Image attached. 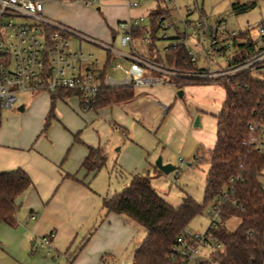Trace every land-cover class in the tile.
Returning <instances> with one entry per match:
<instances>
[{"label": "crops", "instance_id": "obj_1", "mask_svg": "<svg viewBox=\"0 0 264 264\" xmlns=\"http://www.w3.org/2000/svg\"><path fill=\"white\" fill-rule=\"evenodd\" d=\"M114 2L103 0L102 7L98 6L94 11L78 2L45 0L43 14L82 36L88 35L114 47L113 43L120 34L117 23L132 18V7H128L124 0ZM147 50L148 48L145 54L149 53ZM103 51L107 55L104 49ZM102 63L105 64L106 60ZM182 87L192 91L196 85ZM135 92L133 100L120 103L134 117L139 115L147 123H152L157 116L167 112L166 103L170 97L168 86L136 88ZM30 94L28 100L18 106L22 105L25 110L26 104L27 107H32L41 103L42 110L32 130H19L15 133L16 136L10 133L5 138L8 121L0 119V147H3L0 148V171L21 168L33 182L17 198V225L11 227L5 223L0 224V264H130L138 246L134 244L138 231L134 226L135 222L115 213L106 214L101 208V198L108 195V191L96 187L95 180L105 165L96 172L88 173L81 167V163L88 153L86 145L101 147L106 160L109 150H113L115 158L111 169L120 173L122 168L129 169L130 180L134 173L150 164L148 151L133 143L126 133L127 143H121L116 149L108 148L107 144L101 145L99 141L83 142L84 145L72 144L71 133L78 132L80 125L70 126L64 118L56 115L55 110L52 128L42 135L39 132L43 116L50 107V95L43 97L42 92ZM156 95L159 98H155ZM70 96L71 100L75 99L72 96L77 98L79 110H82L85 118H92L102 108L84 111L78 96ZM11 117L14 118L15 115L12 114ZM59 121L64 130L57 127ZM20 207L28 209L27 219L18 215ZM50 232L54 233L53 238L47 246L41 247L47 257L34 253V248L40 247L37 237ZM87 236L89 237L83 244Z\"/></svg>", "mask_w": 264, "mask_h": 264}, {"label": "built area", "instance_id": "obj_2", "mask_svg": "<svg viewBox=\"0 0 264 264\" xmlns=\"http://www.w3.org/2000/svg\"><path fill=\"white\" fill-rule=\"evenodd\" d=\"M44 1L0 0V112L2 109H14L19 101L18 93L24 91L55 93L61 89L70 90L78 96L85 111L93 109L102 88L176 87L175 79L179 77L217 80L240 73L262 72L264 68L263 22L258 26L259 39L240 40L238 37L244 35L247 28L237 30L220 17L212 21L196 5L183 7L185 12L181 13L177 0H162L157 5L162 9L169 8V13L159 14L155 20L162 29V38L171 39L163 60L157 50H153L150 56V52L142 53L133 44L134 39H139L143 46L154 48V44H150L151 37H155L152 28L141 25L142 17L117 23L119 42L127 47V51H123L82 36L45 17ZM124 1L128 7L140 5V0ZM176 10L178 15L172 17ZM170 27L174 30L173 36H167L166 29ZM72 35L101 46L107 53L106 63H101L92 53L72 50L69 46ZM188 41L193 46L188 45ZM179 48H183L187 57L184 66H179L176 59L168 61L170 50ZM215 56L220 57L221 62L214 60ZM121 59L141 65L147 75L130 73ZM199 59L205 63L200 65ZM249 130L244 143L264 154V126L249 125ZM219 203L212 206V219L204 233L191 234L184 230V237L174 248L178 264H217L212 253L220 245L214 240L212 231L222 223V220L218 221L221 218ZM53 236V232L41 236L38 246H47ZM201 249L205 250L204 253Z\"/></svg>", "mask_w": 264, "mask_h": 264}, {"label": "trees", "instance_id": "obj_3", "mask_svg": "<svg viewBox=\"0 0 264 264\" xmlns=\"http://www.w3.org/2000/svg\"><path fill=\"white\" fill-rule=\"evenodd\" d=\"M254 4L234 2L231 9L241 13ZM169 10L160 9L157 5L150 11L153 33L159 29L156 16L168 14ZM170 52L169 62L176 59L179 66L185 65L187 57L183 48L171 49ZM175 81L178 88L192 84H217L224 89V100L215 115L216 140L207 158L209 168L204 203L199 204L185 196L179 206L173 207L152 187L148 174L136 172L121 191L102 196L101 208L106 214L125 216L146 230L130 264H178L174 248L184 237L187 224L202 213L205 204L213 202V206L220 201L222 223L212 231L220 247L212 257L217 264H264V183L260 180L264 154L244 143L250 133L249 125L264 126V79L254 78L246 72L217 80L179 77ZM135 91L133 87L102 88L93 109L131 101L136 96ZM72 94V91L64 89L50 94L44 130L54 117L56 99ZM74 141L81 142L77 136ZM86 147L88 153L81 167L88 173L96 172L105 165L106 155L101 147ZM201 158L197 157V160ZM32 185L31 178L21 168L0 171V223L11 227L17 225V198ZM232 216L237 217L239 223L230 231L223 225V220Z\"/></svg>", "mask_w": 264, "mask_h": 264}, {"label": "rangeland", "instance_id": "obj_4", "mask_svg": "<svg viewBox=\"0 0 264 264\" xmlns=\"http://www.w3.org/2000/svg\"><path fill=\"white\" fill-rule=\"evenodd\" d=\"M63 1L78 2L82 5L91 7L94 11H96V7H102L103 5V0ZM114 1L116 0H109L111 3H115ZM234 2H254L255 4L254 7L244 12L236 13L231 9V4ZM158 3L161 4L162 0H140V5L138 7L131 8V16L138 18L142 17L143 20L141 21V25L151 26L150 11L155 9ZM177 5L181 7L179 9L181 13L185 12L183 7L196 5V8L204 12L212 21L220 17L226 19L227 23L237 30H245L247 28L245 34L238 37L240 40H246L248 38L252 40L259 39L258 26L262 22L264 23V0H177ZM179 11H174L172 17H176ZM197 15L198 11H196V17ZM193 16H195V14ZM164 21H167V19H164ZM166 31L167 36H173L174 30L172 27L167 28ZM146 35L150 38L148 33ZM153 35L155 37L151 38L150 44H154L152 45L154 48H148L147 51L151 52L150 56H152V51L157 50L156 52L165 60V48L171 44V39L162 38L161 28L156 30ZM86 36L88 37V35ZM119 39L120 34L113 43L114 47L127 51V47H123ZM205 43H207L206 38ZM133 44L140 52L145 53L147 47L143 46V43L139 39H134ZM187 44L193 46V43L190 41H188ZM69 46L72 50L80 49L86 54L92 53L93 57L98 58L101 63L105 61L106 54L103 49L97 47L88 40L73 35L69 39ZM214 60L221 62L222 59L215 56ZM121 61L130 73L134 75H147V73H145V68L141 65L126 59H121ZM198 63L202 65L205 62L199 59ZM251 74L254 78L264 79V68L262 72L253 71ZM121 76L122 75H116V77ZM193 85H196V87H194L192 91L184 87L178 88L177 86L165 85L169 87L170 91V97L166 103L168 110L166 113L157 116L152 123H147L139 115L134 117L133 113L126 110L121 104L102 107L97 115L94 114L90 119L89 117L85 118L83 113H81L82 110H79V105L76 102L77 98L75 96H72V98H75L73 99L75 101L69 99L71 96L56 99L54 110L56 115L64 118L70 126H74L75 124L80 125L78 132L71 133L72 144L84 145L83 142L96 143L99 141L101 145L107 144L109 146L108 148L116 149L121 143H127L128 139L125 138L124 134L126 133L127 136L132 139L133 143L148 151V161L151 165L146 164L144 169L139 172L149 175L152 187L166 202L173 207H177L182 203L183 197L190 196L199 204H203L205 181L209 168L207 158L216 140L215 115L219 112L224 100V89L217 84ZM178 90H182L181 96L177 95ZM30 93L29 91L18 93L19 101L17 105H14V108L21 104V102L27 101L29 95H31ZM42 94L44 97V95H50L51 93L42 91ZM155 98H159L158 95H156ZM41 110V103H37L32 107H27L26 104L25 110L23 111H18L17 109H2L0 113L1 120L3 122L6 120L8 121V127H5V138L10 136V133L16 136L15 133L19 130L21 132L32 130L36 125V120ZM47 113L43 116L42 126L39 132L42 135H45L47 130L52 128V122L55 120V117H53L44 130ZM12 114L15 115L14 118L11 117ZM79 114H82L83 117L79 116ZM197 114L202 115L200 119L201 127L195 128L193 127V121ZM84 118L86 122L83 121ZM56 125L63 129L60 121ZM75 136H77L81 142H75ZM121 150L124 149L122 148ZM113 153H115V151L109 150L105 166L97 175L100 176L95 180L97 183L96 187L108 191V195L121 191L129 182V169L122 168V173L117 172L115 169H111L115 158L114 155H112ZM159 156L162 158L164 164H172L175 166V169L169 173L161 172L155 166V161ZM197 157L203 158L197 160ZM117 162L119 163L118 160ZM118 163L116 164L119 167ZM260 180L264 182V168L261 171ZM212 204L213 202L205 204L202 213L189 221L185 228L188 233H204L207 230L212 219ZM28 213V209L24 207H20L18 211V215L24 219L28 218ZM220 220L222 219L219 217L218 221ZM238 223L239 219L234 216L223 220V225L230 231L235 229ZM134 226H136L138 230L134 238V244L139 245L146 235V230L139 224L134 223ZM40 237L41 236L37 238L40 239ZM43 251L44 249H41V247L34 248V253L37 252L41 256L47 257V254ZM204 251L205 250L201 249L202 253H204Z\"/></svg>", "mask_w": 264, "mask_h": 264}, {"label": "water", "instance_id": "obj_5", "mask_svg": "<svg viewBox=\"0 0 264 264\" xmlns=\"http://www.w3.org/2000/svg\"><path fill=\"white\" fill-rule=\"evenodd\" d=\"M98 9V7H97ZM177 95L181 96L182 95V90L177 91ZM18 111H23V106L20 105L17 108ZM193 127H201V121H200V114H197L194 121H193ZM155 166L163 173H169L170 171L175 169V166L169 163H163L162 158L159 156L157 160L155 161Z\"/></svg>", "mask_w": 264, "mask_h": 264}]
</instances>
